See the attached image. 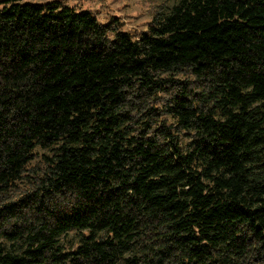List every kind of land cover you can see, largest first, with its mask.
<instances>
[{"label": "trees", "instance_id": "obj_1", "mask_svg": "<svg viewBox=\"0 0 264 264\" xmlns=\"http://www.w3.org/2000/svg\"><path fill=\"white\" fill-rule=\"evenodd\" d=\"M0 264H264V0H0Z\"/></svg>", "mask_w": 264, "mask_h": 264}, {"label": "rangeland", "instance_id": "obj_2", "mask_svg": "<svg viewBox=\"0 0 264 264\" xmlns=\"http://www.w3.org/2000/svg\"><path fill=\"white\" fill-rule=\"evenodd\" d=\"M22 2H59L75 11H90L101 22L111 17H119L123 28L132 33L143 32L151 20L154 8L162 3L170 4L173 0H19Z\"/></svg>", "mask_w": 264, "mask_h": 264}]
</instances>
